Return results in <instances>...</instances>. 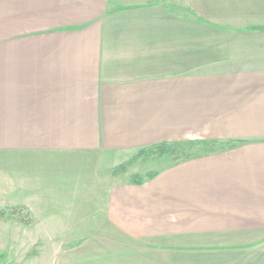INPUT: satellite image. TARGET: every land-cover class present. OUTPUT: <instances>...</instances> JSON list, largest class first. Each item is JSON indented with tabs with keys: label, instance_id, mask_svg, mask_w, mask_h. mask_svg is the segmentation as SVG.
Here are the masks:
<instances>
[{
	"label": "crops",
	"instance_id": "1",
	"mask_svg": "<svg viewBox=\"0 0 264 264\" xmlns=\"http://www.w3.org/2000/svg\"><path fill=\"white\" fill-rule=\"evenodd\" d=\"M0 160L138 264H264V0H0Z\"/></svg>",
	"mask_w": 264,
	"mask_h": 264
},
{
	"label": "rangeland",
	"instance_id": "2",
	"mask_svg": "<svg viewBox=\"0 0 264 264\" xmlns=\"http://www.w3.org/2000/svg\"><path fill=\"white\" fill-rule=\"evenodd\" d=\"M191 143L145 149L137 159L115 168L112 175L144 172L151 169L153 162L163 165L175 161L178 153L167 155L166 151H180L183 145ZM3 170L0 162V264H138L128 245L115 247L119 245L117 240L125 239L124 235L121 239L114 231L98 232V217L92 214L94 208L90 209L91 215L81 214L79 208L84 202L80 198L70 200L62 192L60 197L40 203L34 199L37 194L33 191L29 195L33 198L23 199L18 192L19 181L24 188L32 190L33 166L22 168L29 175L25 179L17 176L19 168L10 180L5 178ZM40 209L44 213L40 214Z\"/></svg>",
	"mask_w": 264,
	"mask_h": 264
},
{
	"label": "trees",
	"instance_id": "3",
	"mask_svg": "<svg viewBox=\"0 0 264 264\" xmlns=\"http://www.w3.org/2000/svg\"><path fill=\"white\" fill-rule=\"evenodd\" d=\"M162 146H164V144L156 145L148 149L156 148V147L161 148ZM182 147L180 148V151H173L174 149H170L169 151H166V154L175 156L178 153L177 157H175L174 160L180 158L188 159V158L198 157L200 155L209 152H213L217 149V146L214 145V143H206V142H192L191 144H185V146L183 145Z\"/></svg>",
	"mask_w": 264,
	"mask_h": 264
}]
</instances>
